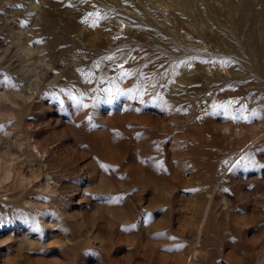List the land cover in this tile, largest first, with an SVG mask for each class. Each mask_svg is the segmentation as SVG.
I'll return each mask as SVG.
<instances>
[{
  "label": "rangeland",
  "instance_id": "374dc122",
  "mask_svg": "<svg viewBox=\"0 0 264 264\" xmlns=\"http://www.w3.org/2000/svg\"><path fill=\"white\" fill-rule=\"evenodd\" d=\"M0 125V264H264V0H0Z\"/></svg>",
  "mask_w": 264,
  "mask_h": 264
},
{
  "label": "snow or ice",
  "instance_id": "6c2138e0",
  "mask_svg": "<svg viewBox=\"0 0 264 264\" xmlns=\"http://www.w3.org/2000/svg\"><path fill=\"white\" fill-rule=\"evenodd\" d=\"M17 7H19V5H17ZM91 15V14H90ZM39 43V41H37ZM63 91V90H61ZM71 99L75 100L74 97H70ZM77 103H79V101H76ZM229 104L233 103V101H229ZM84 107H87V105H83ZM243 110V109H241ZM256 116V112L253 110L251 113V116H241V115H234L231 117L232 120H250L252 118H254ZM0 128H3V125H0ZM244 159V157H241V161ZM237 163H240V161H237ZM174 239V238H173Z\"/></svg>",
  "mask_w": 264,
  "mask_h": 264
}]
</instances>
